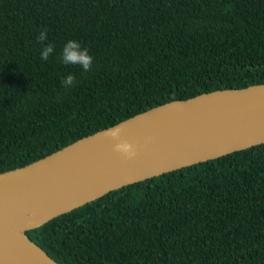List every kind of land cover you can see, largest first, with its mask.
I'll use <instances>...</instances> for the list:
<instances>
[{
  "label": "trees",
  "instance_id": "trees-1",
  "mask_svg": "<svg viewBox=\"0 0 264 264\" xmlns=\"http://www.w3.org/2000/svg\"><path fill=\"white\" fill-rule=\"evenodd\" d=\"M70 40L90 71L61 63ZM258 85L264 0H0V173L162 104ZM25 234L58 264H264V145L111 191Z\"/></svg>",
  "mask_w": 264,
  "mask_h": 264
},
{
  "label": "water",
  "instance_id": "water-1",
  "mask_svg": "<svg viewBox=\"0 0 264 264\" xmlns=\"http://www.w3.org/2000/svg\"><path fill=\"white\" fill-rule=\"evenodd\" d=\"M261 145L264 85L171 101L0 173V264H58L25 231L111 191ZM18 215L39 219L21 223Z\"/></svg>",
  "mask_w": 264,
  "mask_h": 264
},
{
  "label": "clouds",
  "instance_id": "clouds-1",
  "mask_svg": "<svg viewBox=\"0 0 264 264\" xmlns=\"http://www.w3.org/2000/svg\"><path fill=\"white\" fill-rule=\"evenodd\" d=\"M47 40V30L41 31L37 36V41L43 44L42 50L40 52V58L43 61H47L55 51V46L52 43L45 44ZM61 63L65 66L67 65H79L84 72H88L91 69L93 63V57L89 55L86 49H82L81 45L77 41H68L62 48L61 54L59 56ZM75 83L74 74H69L62 78L61 84L63 87H71ZM112 136L118 138L119 131H113ZM116 149L118 151H123L126 154L131 155V145L127 144H117Z\"/></svg>",
  "mask_w": 264,
  "mask_h": 264
},
{
  "label": "bare ground",
  "instance_id": "bare-ground-1",
  "mask_svg": "<svg viewBox=\"0 0 264 264\" xmlns=\"http://www.w3.org/2000/svg\"><path fill=\"white\" fill-rule=\"evenodd\" d=\"M25 217L26 216L18 215L16 217L17 219L16 218L15 219H16L17 222H21V223H24V222L28 221L30 224H33L34 222H36L39 219V215L30 216L28 219H26ZM13 237H15V240L17 242H19V244L25 245V240L22 237H16L15 235Z\"/></svg>",
  "mask_w": 264,
  "mask_h": 264
}]
</instances>
